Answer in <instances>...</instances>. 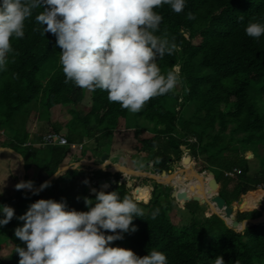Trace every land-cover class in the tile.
I'll return each instance as SVG.
<instances>
[{
    "label": "trees",
    "instance_id": "16d2710c",
    "mask_svg": "<svg viewBox=\"0 0 264 264\" xmlns=\"http://www.w3.org/2000/svg\"><path fill=\"white\" fill-rule=\"evenodd\" d=\"M155 10L163 17L155 34L175 45L173 53L158 58L157 63L164 74L179 67L180 88L152 98L137 113L110 102L104 91L65 82L56 37L52 33L43 35V26L35 20L42 8L35 9L26 20L24 37L12 39L13 52L5 70L0 71V148L12 149L23 157L25 181L30 180L33 167L45 179L63 166L71 168L60 172L38 193L14 188L1 195L0 204L12 206L15 216L9 224L14 245L11 256L2 258L0 238V264H19L14 250L26 244L15 236V229L24 223L17 217L31 203L41 198L64 200L69 209L87 211L84 200L94 199L92 189L102 190L101 181L113 184L104 191H116L121 198L147 195V203L139 205L143 216L133 220L137 231L125 233L123 239L112 243L119 242L139 256L153 249L161 251L168 264H215L217 256H223L225 264H264V224L238 231L228 227L207 205L193 198L183 202L181 198L191 221L177 226L170 217L172 187L163 189L162 184L146 177L119 183L123 173L73 168L74 156L78 159V155H85L90 139H94V151L99 155L109 153L105 147L124 120L125 128L134 129L138 143L134 158L142 155L149 166L153 164V171L169 173L188 152L200 164L199 172L206 179L204 189L215 196L216 185L220 196L237 211L238 221L262 215V208L253 213L252 202L264 186V35L249 37L245 28L250 22L264 23V0H186L181 13L173 12L168 5ZM189 13L195 18L189 19ZM78 90L89 92V105L74 100ZM33 102L39 103L40 122L50 123V111L59 105L70 116L65 125L52 123L35 144L30 142L32 110L28 107ZM64 127L66 133L62 134ZM145 132L151 137L142 138ZM47 133L62 134L69 143L84 142L85 146L80 152L38 146ZM249 152L260 162L255 175L250 174ZM1 154L19 163L9 151L3 149ZM131 165V171L144 169L136 168L133 160ZM113 168L124 170V166L115 164Z\"/></svg>",
    "mask_w": 264,
    "mask_h": 264
},
{
    "label": "clouds",
    "instance_id": "9594fccd",
    "mask_svg": "<svg viewBox=\"0 0 264 264\" xmlns=\"http://www.w3.org/2000/svg\"><path fill=\"white\" fill-rule=\"evenodd\" d=\"M185 4L186 0H0V71L5 70L13 52L12 39L24 37L26 20L42 8L35 20L43 26V35L56 37L65 82L104 91L110 102L137 113L152 98L177 86L179 67L164 74L157 63L158 58L171 55L175 45L155 34L163 19L155 9L168 5L181 13ZM188 18L195 17L189 13ZM245 33L260 38L264 23H248ZM84 161L88 160L75 166L85 167ZM103 162L105 170L115 164L110 158ZM49 186L50 181H45L34 189V182L28 180L15 188L34 189L35 194ZM3 187L0 185V194ZM92 191L94 199L84 200L87 211L69 209L64 200L41 198L31 203L17 217L24 223L15 229V236L26 244L14 250L19 264H168L161 251L153 249L139 256L130 248L112 245L125 233L137 231L133 220L143 216L139 205L147 203V195L121 198L116 191ZM0 214V226L6 225L15 210L0 204ZM215 264H225L223 256H217Z\"/></svg>",
    "mask_w": 264,
    "mask_h": 264
},
{
    "label": "rangeland",
    "instance_id": "374dc122",
    "mask_svg": "<svg viewBox=\"0 0 264 264\" xmlns=\"http://www.w3.org/2000/svg\"><path fill=\"white\" fill-rule=\"evenodd\" d=\"M177 87L180 88V85L178 84ZM74 100L77 103H80L83 105H89L90 94L86 90H78L74 94ZM181 103L182 102L180 100V104ZM28 107L29 108L31 107V110H32L31 119H30V130H31L30 139L31 138H32L31 140L34 139V141L30 140L32 143H34L37 140V137L40 134L48 132V130H50V126L52 123H60L62 125H65L70 118L68 111L63 106L59 105V106H56V107L51 109V111H50V123L49 122L48 123L47 122H40L38 120L39 112L41 110L39 107V103L33 102ZM61 132H62V134H65L66 128L64 127ZM147 137H151V134L148 132H145L142 135V138H147ZM109 141H110V144L105 147L109 151V153H107L106 155H108V157L111 158V160L113 161V163H115L116 166L124 165L127 168L133 167L131 165V160H133V164L136 168H144L142 170H145L148 172L153 171V164H151L149 166L147 158L142 157V155H138L137 158H134V156L137 155L135 148H136L138 143L134 137V129L125 128L124 120H121L120 128L118 130H116L113 139H110ZM87 144L89 147L86 149L85 155L82 158L80 157V155H78V159L74 156L73 159L76 161H73V162L75 164H77L81 160H88L90 158V161H89L90 163H94L97 165L105 163L102 161V157L104 155L103 154L99 155L97 152L94 151V149L96 148V143H95L94 139H90ZM187 154H189V153L188 152L185 153L183 155V157L186 156ZM0 156H4V155L1 154ZM69 159H70V157L66 160V163H68V161H70ZM192 159H193L195 169L199 172L200 164L198 162H195L193 157H192ZM248 159L250 161V166H251L250 174L255 175L256 173L259 172L260 162L251 152L248 153ZM181 162H182V159L178 163L177 166H179L181 164ZM176 167H175V169H176ZM112 169H113V167H109V168H107V171L112 170ZM128 172L130 174V172H136V171L134 169H132V171L130 169H128ZM132 177H134V176H132ZM140 178H142V177H140ZM169 178L170 177H167V176L160 177V179L164 180V181H169ZM204 180H206V179L204 178ZM204 180L200 179L198 177L194 178L191 181H186L185 178H182V179L176 178V179L172 180L173 182H179L177 186L174 185L176 188H178V191H177L178 199H174V201L172 202V210L170 212L171 220L175 225H177V226L188 225V224H190V221H191L190 213L184 208V203L179 201V200L181 198H183L184 196H189V195L195 196L197 198L202 197V195L199 193V191L197 192L196 190H194V188L184 187L183 184L188 183V184H193V185H197L201 188H204V186L206 184ZM12 182H14V184H15L14 179ZM3 184L4 183H2L1 185H3ZM5 186H6V184H4L3 189L6 188ZM263 187L264 186H262V189L260 190V192L264 191ZM217 190H218V188H217ZM3 193H5V191L2 192V194ZM210 195L212 196V198L214 197L211 193H210ZM0 197H1V194H0ZM204 198L206 201L209 200L206 196ZM252 205L254 206V208L252 210L253 213L256 212V209L262 208V214H263V212H264V198L262 199V202H258V203L252 202ZM213 207H214V205H213ZM220 211L222 212V210H220ZM0 215H2V214H0ZM12 220L10 222H12ZM10 222L6 225L0 226V238L3 242V248H2L1 256L4 260H8L10 258L11 252H12V249L14 246L13 242L10 240V237H9L10 231H12L10 228V225H9ZM112 245L123 247V245L119 242L112 243Z\"/></svg>",
    "mask_w": 264,
    "mask_h": 264
},
{
    "label": "water",
    "instance_id": "95a60500",
    "mask_svg": "<svg viewBox=\"0 0 264 264\" xmlns=\"http://www.w3.org/2000/svg\"><path fill=\"white\" fill-rule=\"evenodd\" d=\"M3 149L9 150L10 152H12L13 154L17 155L20 158V160H21V169H20L21 170V173H20V177H19V182L20 181H25L24 180L25 167H24V159H23V157L19 153H16L12 149L0 148V150H3ZM107 158H108V155H104L102 157V160L105 161V160H107ZM192 163H193L192 156L190 154H187L186 156H184L182 158L181 164L179 166H177L174 171L169 172V173H167L165 171H162V174H164L167 177H170L169 178V181H172V180H174L176 178H180V179L185 178L186 181H191L194 178H197L198 176L199 177L201 176V179H204V177L195 169V167H194V165H192ZM82 164L85 167H89V168L91 167V168H93V170H99V169L105 170V167L102 168V166H101L102 164H100V165L92 164V163H90L88 161H84ZM77 167L78 166L76 165L73 168H77ZM112 167H113V165H112ZM69 168H71V167L70 166H67V165L66 166H63L56 173L59 174L60 172H62L64 170H67ZM111 171L113 173L120 172V173H123L125 175L123 177V179L121 180V182H119V183L126 182L128 179H130L132 177V176H129L128 175L127 170H123V169H120V168H113ZM135 171H136V174L137 175L134 176V177H146V178L154 179L155 181H157L158 183H160V184L163 185V189H166L167 186L172 187V190H171V198L178 199V194H177V191H176L175 186L172 185V184H170V183H164V182H162L159 179L158 176H159V173H161V172H159V171H150V172H148V171H145V170H135ZM56 173L53 174L52 176H50L45 181H51V180H53L57 176ZM105 183L106 182H104V181H101L100 182L101 185H103ZM40 185L34 187V189H38L40 187ZM111 185H113V184L112 183L109 184L107 188L101 187V189L102 190H106L109 187H111ZM214 187L216 188L217 186L214 185ZM34 189L33 190L26 189V190L27 191H33L34 192ZM189 198H193L194 200H197L201 205H207L209 207L210 211L212 213L216 214L217 216H219L225 222V224L228 227L237 229L238 231H243L249 225H252L253 227L256 228V227L264 224V212H263V214L259 218H255V219H245V220H243L241 222L238 221L237 220V211L234 209L233 206L228 205V203L226 202V200L223 197L220 196L217 188H216V194H215V196L211 200L203 201L201 199H198L195 196H184L183 197V202H185ZM213 205H214V207H213ZM215 208L217 210L218 209L222 210L223 211V214L221 215L220 212H218ZM230 218H232V222H229L228 221V219H230ZM261 219H262V221H261Z\"/></svg>",
    "mask_w": 264,
    "mask_h": 264
},
{
    "label": "crops",
    "instance_id": "0c3cea01",
    "mask_svg": "<svg viewBox=\"0 0 264 264\" xmlns=\"http://www.w3.org/2000/svg\"><path fill=\"white\" fill-rule=\"evenodd\" d=\"M31 141H34V139ZM35 142H37V141H35ZM4 150H7V149H4ZM7 151H9V150H7ZM10 153L19 160V163L17 162L16 159L8 158L7 156L6 157L0 156V185L2 183L6 184V186H5L6 188L3 189V192L5 191V193L14 190L15 185L19 182V177H20V173H21V170H20L21 169V160H20V158L17 155L13 154L12 152H10ZM24 174H25V171H24ZM30 174H31L30 180L34 182L35 187L40 185L41 183H43L45 180L48 179V178L45 179L44 174H41L38 171V169H36L34 167L30 170ZM13 179L15 181V184H14V182H12ZM5 193H3V194H5Z\"/></svg>",
    "mask_w": 264,
    "mask_h": 264
},
{
    "label": "built area",
    "instance_id": "2783aa9c",
    "mask_svg": "<svg viewBox=\"0 0 264 264\" xmlns=\"http://www.w3.org/2000/svg\"><path fill=\"white\" fill-rule=\"evenodd\" d=\"M38 146H61V147H67L71 151H82L85 143H69L67 138L62 134L57 133H47L44 137L42 142L37 143ZM234 172L236 173L237 170L235 169ZM227 175H233V173H228ZM104 185H100V187H103Z\"/></svg>",
    "mask_w": 264,
    "mask_h": 264
},
{
    "label": "bare ground",
    "instance_id": "6f19581e",
    "mask_svg": "<svg viewBox=\"0 0 264 264\" xmlns=\"http://www.w3.org/2000/svg\"><path fill=\"white\" fill-rule=\"evenodd\" d=\"M90 169L93 170V168H91V167H90ZM126 169H127V168L124 167V170H126ZM127 173H128L129 176H136V175H137L136 172H130V174H131V175H130L129 172H128V169H127ZM158 177H159V179H160V177H163V176L159 174ZM163 179H164V178H163ZM160 180H161V179H160ZM161 181L164 182V183H170V184H172V185H176V186H177L178 183H179V182H173V181H164V180H161ZM181 183H182V182H181ZM183 186H184V187L194 188V190L203 193L204 195H202V197H201L203 200H205V198H204L203 196H206L209 200L212 199V196L210 195V193H209L208 191H206L204 188H201V187H199V186H197V185L188 184V183H184ZM262 197H264V191H261V192L259 193V195L256 196V197L253 199V202H254V203H257L258 201L261 200ZM215 209H216V208H215ZM216 210H217V209H216ZM217 211L220 212V214L222 215V212L220 211V209H218Z\"/></svg>",
    "mask_w": 264,
    "mask_h": 264
},
{
    "label": "snow or ice",
    "instance_id": "6c2138e0",
    "mask_svg": "<svg viewBox=\"0 0 264 264\" xmlns=\"http://www.w3.org/2000/svg\"><path fill=\"white\" fill-rule=\"evenodd\" d=\"M142 196H144V198H146V195H142Z\"/></svg>",
    "mask_w": 264,
    "mask_h": 264
}]
</instances>
